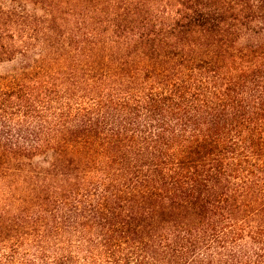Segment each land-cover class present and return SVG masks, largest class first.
<instances>
[{
  "label": "trees",
  "instance_id": "16d2710c",
  "mask_svg": "<svg viewBox=\"0 0 264 264\" xmlns=\"http://www.w3.org/2000/svg\"><path fill=\"white\" fill-rule=\"evenodd\" d=\"M13 61L0 264H264V0H0Z\"/></svg>",
  "mask_w": 264,
  "mask_h": 264
},
{
  "label": "rangeland",
  "instance_id": "374dc122",
  "mask_svg": "<svg viewBox=\"0 0 264 264\" xmlns=\"http://www.w3.org/2000/svg\"><path fill=\"white\" fill-rule=\"evenodd\" d=\"M17 65H18L17 61L1 63L0 64V73H5L9 70H12L15 67H17ZM39 161H40V159L36 160V162H39Z\"/></svg>",
  "mask_w": 264,
  "mask_h": 264
}]
</instances>
